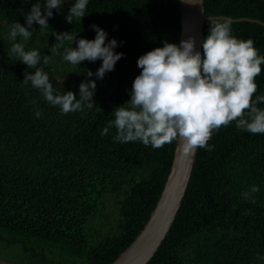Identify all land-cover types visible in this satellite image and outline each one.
Returning a JSON list of instances; mask_svg holds the SVG:
<instances>
[{"label": "trees", "instance_id": "1", "mask_svg": "<svg viewBox=\"0 0 264 264\" xmlns=\"http://www.w3.org/2000/svg\"><path fill=\"white\" fill-rule=\"evenodd\" d=\"M0 0V260L13 264H111L148 221L169 174L176 141L156 149L114 139V108L130 99L143 54L179 45L178 0H88L85 17L66 22L75 0L53 9L49 28L33 22L25 50L51 57L40 66L56 94L94 80V108L61 114L40 90L22 83L34 72L11 53L10 26H26L34 4ZM205 14L231 20L232 35L253 39L264 56V0H203ZM43 12V9H42ZM93 25L114 39L123 56L102 79V61L72 65L65 42L52 53L53 33L95 39ZM209 20L204 24L207 35ZM203 51V50H202ZM93 73L86 77V71ZM264 95V64L255 78ZM127 106V104L125 105ZM264 109V103L257 105ZM41 116H36V111ZM211 151L198 149L187 190L166 238L147 264H264V134L238 131L235 122L214 131ZM255 184L254 201L242 193Z\"/></svg>", "mask_w": 264, "mask_h": 264}, {"label": "clouds", "instance_id": "2", "mask_svg": "<svg viewBox=\"0 0 264 264\" xmlns=\"http://www.w3.org/2000/svg\"><path fill=\"white\" fill-rule=\"evenodd\" d=\"M62 0H46L43 7L39 3L31 7L25 16L26 26L15 22L10 26L9 39L18 36L27 41L32 34L33 22L41 29H47L48 19L53 9L59 10ZM88 0H75L65 17L67 23L74 18L81 21L85 17ZM43 9V12H42ZM207 35L200 41L202 53L196 50V39L188 36L179 45L164 42L137 60L140 74L135 77L130 99L122 106L114 108V120L101 131L107 135L115 127L114 139L121 142L140 141L145 146L159 149L173 141L178 142L180 151L194 157L197 149L211 151L208 144L214 131L235 122L238 131L252 134H264V109L257 105L264 103V95L257 96L258 85L255 78L261 73L264 56L254 46L253 39H237L233 36L231 20L209 17ZM95 39H76L70 32L53 33L56 43L52 53L65 42L73 46L64 48L63 59L72 65L82 61H102L95 76L102 79L106 72L114 70L115 63L123 53L114 52L117 42L112 39L105 43L107 33L93 25ZM11 53L34 72H25L22 83L40 90L44 100L59 106L61 114L82 110V107L94 108L96 82L88 80L79 85V99L72 91L56 94L49 82V76L40 66L47 65L49 55L42 56L38 49L25 50L23 43H14ZM86 77L93 73L86 71ZM127 104V106H125ZM36 116H41L37 109ZM259 191L255 184L241 195L244 199L254 198Z\"/></svg>", "mask_w": 264, "mask_h": 264}, {"label": "water", "instance_id": "3", "mask_svg": "<svg viewBox=\"0 0 264 264\" xmlns=\"http://www.w3.org/2000/svg\"><path fill=\"white\" fill-rule=\"evenodd\" d=\"M180 13L179 43L188 36L196 39V50L202 53L200 41L208 21L203 0H178ZM198 150V149H197ZM194 157L185 156L176 142L172 165L161 195L148 221L132 243L111 264H147L168 234L187 190ZM0 264H13L0 260Z\"/></svg>", "mask_w": 264, "mask_h": 264}, {"label": "rangeland", "instance_id": "4", "mask_svg": "<svg viewBox=\"0 0 264 264\" xmlns=\"http://www.w3.org/2000/svg\"><path fill=\"white\" fill-rule=\"evenodd\" d=\"M28 41V40H27ZM27 41L23 40L22 43L25 45L27 43Z\"/></svg>", "mask_w": 264, "mask_h": 264}]
</instances>
